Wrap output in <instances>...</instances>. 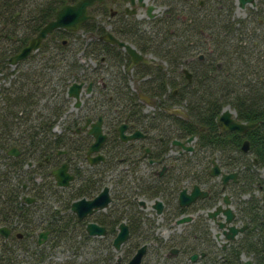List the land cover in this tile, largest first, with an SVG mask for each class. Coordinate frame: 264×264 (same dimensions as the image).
Wrapping results in <instances>:
<instances>
[{
  "label": "flooded vegetation",
  "instance_id": "1",
  "mask_svg": "<svg viewBox=\"0 0 264 264\" xmlns=\"http://www.w3.org/2000/svg\"><path fill=\"white\" fill-rule=\"evenodd\" d=\"M74 1L76 0H65L63 3ZM153 1L160 2L145 0L141 5L138 0H134L133 3L130 0H102L89 6L87 11L95 18H88L86 21H96L97 27L94 30L86 29L82 25L86 22L84 21L79 28L86 35L85 40L77 41L84 63L77 57L79 68L81 67L78 73H81V76L74 79H71L70 61L75 50L66 36H71L78 30L54 28L41 40L37 49L11 63L10 57L17 53L43 25L25 41L18 43L19 46L14 49H11L12 47L6 49L8 44H11L10 39L13 36L4 33L6 27L0 26V79L3 81L0 93H11L18 89L17 82L24 80V72L41 71L47 84L46 95L37 93L38 101L32 107L49 113L50 144L47 151L36 155V161L28 160L24 164L25 168L31 167L33 171L27 174L21 184V189L25 192L21 198L24 200L23 196L27 195L33 199L24 200L25 202H36V198L26 192L48 191L54 222L62 218L64 221L68 219L67 225L62 228L64 230L62 236L53 234L51 229H42L36 233L38 243L39 232L46 231L44 241L55 235V240L66 238L77 241L88 239L108 241L117 254L122 250L123 254L116 255V264H120L122 259H125L124 264H127L141 246L145 248L139 264H166L168 257L181 254L188 260L185 264L199 262L216 264L217 246L214 238L220 235L224 237L226 243L223 242L220 250L229 248L237 238L226 240L217 224V221L224 219V215L219 213L213 217L209 212L218 204L224 206L225 194L229 195L232 206L235 195L231 191L232 185L238 182L239 173L223 167L215 156L197 151L199 133L184 129V125H189L183 121L184 118L190 121L191 118L184 101H178L179 87L171 88L168 85L161 98L157 94L151 96L142 91L139 84L153 80L154 71L158 68L166 70L165 77L169 80L181 83L191 82L193 72L207 69L210 70L208 73L214 74L222 70L226 57L230 58L231 48L227 46L221 48V43H215L216 33L222 32L221 22L226 18L227 21L234 18V12L238 9L245 10V17L235 18H248L251 10L259 9L261 0H254V5L247 1L243 7L239 5L238 0H163L164 7L160 13H155L158 6ZM168 2L174 5L176 11H181V24L177 25V28L170 27L169 30L171 32L178 29L180 33H193L190 49L185 52L182 49L184 43L177 40L167 42L170 45L165 42L154 43L153 49L143 51L123 37L120 30L129 21H135L139 28L147 29L158 15H169L166 12ZM149 5L155 7L151 10L154 15H149ZM262 12L264 14V11ZM258 23L264 25L262 20ZM106 31L132 44L143 57L153 59L140 60L131 65L132 60L126 49L103 38ZM242 37L247 39L248 35L241 32L227 34V38L230 39L228 41L234 40L235 43L244 42L240 40ZM94 38L98 41L92 40ZM167 49L173 54L180 55L175 73L167 71L171 66L168 60L160 58L155 53L165 52ZM115 50L124 56L120 65L122 71L127 74L128 79L137 81L131 88L140 102L138 105L130 106V115L121 120L118 118L119 107L103 104V93L100 91V86L104 87L103 81L113 78L116 72L117 64L109 62L111 53ZM88 61L91 64H88ZM82 64L86 66L82 67ZM73 81L84 83L78 106L75 105V98L68 93V87ZM140 92L154 103L142 98ZM84 95L87 97V103H84L85 98L82 97ZM92 95L99 99L96 102L92 101L89 99ZM221 111L216 117V123ZM97 124L100 126V133L104 135L100 143L93 132ZM193 126L204 129L196 123H193ZM218 127L222 131H233L223 129L219 125ZM190 137L192 138L189 139ZM12 148L16 151L9 154ZM7 154L17 156L20 152L17 147H11ZM213 160L221 170L219 175L211 173ZM62 166L67 179L64 184H59L56 171ZM232 172L236 173L234 177L222 180V173ZM45 181L48 185H44ZM194 185H198L204 194L186 201ZM105 187L107 204L103 207H93L90 212L79 217V213L83 211L80 208L74 209L72 203L82 198L94 199ZM187 216L189 219L177 222ZM234 218L232 223L237 226L246 224L242 220L237 223ZM90 222L103 226V233H88L87 224ZM121 222L127 225L128 236L120 248L115 249L113 241ZM210 222L218 228L216 233H212ZM161 227L166 228L165 232H159ZM9 228L10 232L6 237L0 234L1 240H7L16 234L18 237L22 236L20 230ZM192 254L197 256L191 259ZM222 261L224 264L228 263L225 259ZM177 263L179 264L178 261Z\"/></svg>",
  "mask_w": 264,
  "mask_h": 264
},
{
  "label": "trees",
  "instance_id": "2",
  "mask_svg": "<svg viewBox=\"0 0 264 264\" xmlns=\"http://www.w3.org/2000/svg\"><path fill=\"white\" fill-rule=\"evenodd\" d=\"M64 1H35L24 10L23 5L27 0H5V2L0 0V26L6 27L4 33L13 36L10 39L11 44H8L6 49L17 48L18 43L33 35L40 26L54 17L57 8ZM168 5L166 12L169 15H158L147 29L139 28L135 21L125 23V27L120 30L123 37L143 51L153 49L154 43L165 42L170 45L167 42L181 40L184 43L182 49L186 52L191 48L193 33H180L178 29L170 32V27L177 28L176 26L181 24V11H176L170 2ZM262 5L264 0H261L258 10L249 12L248 18H230L228 21L226 18L221 22L222 32L216 33L215 43H221V48L222 46L231 48L230 58L226 57L222 70L214 74L208 73L210 70L207 69L193 72L191 82L181 83L177 80H169L165 77L166 70L158 68L154 71L156 79L153 76V80L139 84L142 91L151 96L157 94L161 98L168 85L171 88L179 87L178 101H184L186 111L191 118V121L184 118L183 121L190 125H184V129L199 133L196 142L197 151L204 155L215 156L223 167L239 173L238 182L232 185L231 191L238 198L235 206L247 228L229 248L220 250L222 254L217 259L215 257L216 264H224L222 259L227 260V264H243L240 253H251L253 264H261L264 260V177L259 174V168H264V25L258 23L264 18ZM82 25L89 30L97 27L96 21L92 20ZM235 32L246 34L248 38H240L244 41L240 43H235L234 40L228 41L230 39L227 38V34ZM92 40L98 41L95 38ZM169 50L155 53L160 58L167 59L171 65L167 71L175 73L180 55L173 54ZM123 59L124 56L119 51H112L109 62L113 65L117 64L116 72L113 78L103 81L104 87L100 86V91L103 93L102 103L118 106L120 120L128 117L130 106L140 104L129 84L127 74L120 68ZM186 60L187 58L185 62ZM79 66L73 52L70 61L71 79L81 76V73H78ZM23 74H25L24 80L17 82L18 89L11 93H0V165H4L3 168L0 167V225L18 229L22 234L18 237L15 233L16 235L7 240L0 239V264H18L10 248L14 243V237L18 242L28 239L38 244L35 235L39 230L51 229L53 234L61 235L64 232L62 228L67 225L68 220L64 221L62 218L54 222L48 191L28 192L36 198V202L28 203L21 198L25 193L21 189V184L27 174L33 171L31 167L23 166L28 160L36 161V155L47 151L51 128L49 113L32 107L38 101L37 93L41 95L47 93L45 76L41 71ZM89 99L96 102L99 97ZM227 105L235 111L238 120L255 122V126L243 133L220 130L216 117ZM193 123L203 126L204 129H198ZM245 139L249 142L247 151L242 149V142ZM11 147H17L20 154L8 155L7 150ZM14 171H17L15 175ZM46 182L44 185H48ZM44 187L47 190V187ZM254 190L260 195H255ZM244 193H248L249 196L241 198ZM55 236L49 237L47 241L55 240Z\"/></svg>",
  "mask_w": 264,
  "mask_h": 264
},
{
  "label": "water",
  "instance_id": "3",
  "mask_svg": "<svg viewBox=\"0 0 264 264\" xmlns=\"http://www.w3.org/2000/svg\"><path fill=\"white\" fill-rule=\"evenodd\" d=\"M102 0H76L73 3H63L60 5L55 14L54 17L49 19L38 31L35 35H33L31 38H29L28 42L14 55H12L9 59L11 63L24 58L27 56L32 50H35L39 47L41 40L46 36L48 32L53 30L57 27H63L69 30H79L81 24L86 21L88 18H95L93 15L89 14L87 11V8L95 3H99ZM132 3L134 0H130ZM141 5L145 3V0H138ZM240 6H244L245 2H250L252 5H254V0H238ZM155 7L153 5L148 6V12L149 15H154L151 10H153ZM104 39L112 42L117 43L118 45L122 46L128 54L130 55V58L132 60L131 65H134L136 62L143 60V61H149L150 59H153L152 57L145 58L143 57L136 49L135 47L126 42L125 40L118 39L115 37L110 31H106L104 36ZM186 74L189 76V73L186 72ZM83 82H77L73 81L69 87H68V93L75 98V105L78 106L80 104V93L83 87ZM140 96L147 101H150V98H148L145 94L139 93ZM149 103H154L153 101H150ZM218 125L223 129H229V130H235L237 132H245L247 129L252 128L255 126V122H245L236 119L235 117V111L231 109L228 105L223 107L218 119H217ZM93 132L96 135V138L98 140V143L103 139L104 135L100 133V126L97 124L94 126ZM190 137L189 139H191ZM188 139V140H189ZM249 142L247 139H245L242 142V149L244 151L248 150ZM14 148L9 150V154L14 153ZM16 151V150H15ZM211 173L214 175H219L221 173V170L218 166V164L213 160V166L211 168ZM236 175L235 172L232 173H222L221 178L223 181H226L227 178L230 176L234 177ZM56 178L58 180L59 184H64L66 182L67 176L65 174L64 166L59 168L56 171ZM204 191H201L198 185H194L191 194L188 195V199L186 201H190L191 199L195 198L197 195H203ZM25 201H32V197L30 196H23ZM224 206L221 204H218L213 210L209 212L210 216L216 217L219 213H222L224 215L223 220L217 221L218 227L221 228L222 234L226 237V240L234 239L238 233L243 232L247 224L239 225L232 223L233 218L235 217V212L230 204L229 195H224ZM108 202V196H107V188L105 187L103 191L100 192L98 196H96L94 199L86 200L84 198L76 200L72 203V207L74 209H79L83 212L79 213V217H82L87 212H90L93 207H103ZM78 210V211H80ZM189 219V217H183L179 219L177 222L185 221ZM87 231L90 234H100L103 233L104 227L101 225H98L95 222H90L87 224ZM10 232V228L6 225H0V234L3 236H7ZM46 231L39 232V243L43 242L46 238ZM128 236V228L127 225L124 222H121L119 224V230L116 238L113 241V246L115 249H119L122 242L127 238ZM226 241L224 242V244ZM145 246H141L134 255L129 259L127 264H139L142 254L144 252ZM175 251V249L173 250ZM264 255V253H263ZM197 256V254H192L191 259H194ZM244 257V255H242ZM243 264H253V262L250 259H242ZM261 264H264V260Z\"/></svg>",
  "mask_w": 264,
  "mask_h": 264
},
{
  "label": "rangeland",
  "instance_id": "4",
  "mask_svg": "<svg viewBox=\"0 0 264 264\" xmlns=\"http://www.w3.org/2000/svg\"><path fill=\"white\" fill-rule=\"evenodd\" d=\"M35 1H40V0H27V2L23 5V9L24 10L28 9L29 4H32ZM153 3L158 6L157 9L155 10V13H160V10H162L164 7L163 0H160V2L153 1ZM238 16L245 17V10L238 9V11L234 12V18ZM262 21H264V18ZM85 36L86 35L83 33L82 30H78L77 32L74 33V35L66 36L68 41L72 43L71 44L72 48H74L76 52L75 57H78L79 60H81L83 63L84 61L82 60V56H80L81 48L77 46L78 44L77 41L85 40L86 39ZM87 63L91 64L89 61ZM83 66L84 64H82V67ZM8 68L10 69V66ZM80 70L81 67L79 68L78 72ZM135 82L137 81H134L133 79H129L130 86L134 87ZM2 83L3 81L2 79H0V85ZM82 97L85 98V95ZM94 97L95 95L91 96V98ZM86 98L84 103H87ZM0 167L3 168L4 165L1 164ZM16 172L17 171H14L13 174L15 175ZM259 174L264 177V168H259ZM19 176L22 177L21 174H19ZM253 192L257 196L260 195V193L257 190H254ZM26 194L29 193L26 192ZM248 196H249L248 193H244L241 195V198H247ZM236 201H238V198H236L234 195L232 202V207L236 212V217L234 218V221L239 223L242 219L239 215V212H237V207L235 206ZM210 226L212 233H216L218 230L216 225L210 222ZM165 230L166 228L164 229L163 227H161L159 229V232L162 233L165 232ZM241 235L242 233H238L236 238L237 239L240 238ZM35 238H37V234L35 235ZM14 239H15L14 243H12L11 245L10 243H8V246L10 245L13 255L16 257L18 261V264H116L115 262L116 255L123 254L122 250L120 251V253L118 252L117 254V252L113 250L110 242L99 239H88L84 241L83 240L77 241L75 239H71V240L59 239V240L47 241L48 240L47 239L42 243H38V244H34L31 240L28 239L19 242L15 237ZM214 239L217 246L215 253V257L217 259L222 254L220 252V248L225 239L222 235H220L219 237L216 236ZM242 255H244V257H242ZM239 256L241 260L243 258L250 260L252 259L251 253H243V254L240 253ZM177 261L179 262V264H185V262L188 263V260L185 258V256H182L181 254L175 257H168L166 264H178ZM181 261H184V263H181ZM125 262L126 260L122 259L120 264H124Z\"/></svg>",
  "mask_w": 264,
  "mask_h": 264
}]
</instances>
